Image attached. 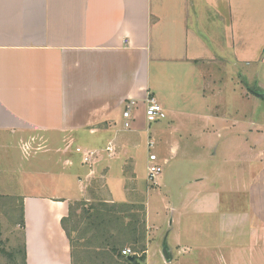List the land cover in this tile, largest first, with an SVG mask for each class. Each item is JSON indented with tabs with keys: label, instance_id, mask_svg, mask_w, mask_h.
<instances>
[{
	"label": "crops",
	"instance_id": "1",
	"mask_svg": "<svg viewBox=\"0 0 264 264\" xmlns=\"http://www.w3.org/2000/svg\"><path fill=\"white\" fill-rule=\"evenodd\" d=\"M255 90L264 92V0H0V147L6 176L20 178L26 264H71L62 220L88 201L85 178L135 175L149 143L166 176L156 189L176 187L178 199L156 191L160 204L146 203L144 264H193L200 249L225 253L223 264H264V101ZM148 95L166 113L150 125ZM36 139L50 148L25 160L20 149ZM109 143L113 162L92 171L74 152ZM104 203L123 202L107 189Z\"/></svg>",
	"mask_w": 264,
	"mask_h": 264
},
{
	"label": "rangeland",
	"instance_id": "2",
	"mask_svg": "<svg viewBox=\"0 0 264 264\" xmlns=\"http://www.w3.org/2000/svg\"><path fill=\"white\" fill-rule=\"evenodd\" d=\"M252 66L253 65H246L244 67V69H246V73H248L247 70ZM254 69H256V66H254ZM254 74L256 76V72ZM256 100H259V98H257ZM257 102H262V100H259ZM251 115L253 119H258L260 117V113L254 108ZM69 147L70 146H65L64 149L68 150ZM49 148V145L45 146V144L41 143L40 139H36L34 142L30 143L29 147L25 146V149L24 147L20 149V154L22 158L27 160L31 154L37 153L39 150L43 152L45 151V149ZM3 151V148L0 147V264H22L21 248L23 244V218L21 215L22 208L20 197H18L19 194L16 192L18 191L16 190V188L19 186L20 178H18V176L16 175L14 177L6 176L8 174L7 172L12 169H9L7 167L11 162L4 158ZM149 153L150 151L148 146L147 148L143 146L136 153L135 165L133 168H131V172L135 173V175L133 176L124 178L118 177L120 176L118 174L119 171L116 170V172L114 171L112 174L108 175L110 177H107V179L98 177L96 174L95 177H93L94 175L89 177L91 179H89V182L87 181L88 177L85 178L86 184H83V188L84 192H86V196L88 195V201H79L72 204L68 210L67 216L63 219L64 222L62 223V227L66 233V236L68 237L70 245L71 264H117L115 259H110L106 256V249L98 248V244H96L95 241L91 239L92 233L89 231V228L87 226V222L89 220L86 219V215H84L83 213V210L86 211L89 208L87 206L90 205L100 208V204H103L104 199L107 198V189L109 190L112 198H114L115 201L123 202L120 204L133 205L135 206V208H138L133 209L132 211H130V213L138 216V220L141 224L143 220H145V218L139 207L142 206L143 210H145V205L148 202L151 208H153V204L155 206H158L160 204V199L157 198L155 194L156 191L166 192V195L172 203H174L173 201H177L178 193L176 187L171 188V190L169 191H167L166 189H156L157 187L155 185L147 181L146 176ZM11 155L14 156L13 154ZM78 158L80 157L78 156ZM104 158L109 159L105 160V162H113V160L111 159L112 156L103 155L97 159L93 167L97 166L99 162H102ZM4 167L5 169H3ZM80 169L82 168L79 167V164L77 163H75L74 167L72 168L73 172L78 176L77 178L79 180H82L85 174L81 172ZM19 170L21 171L18 172L27 171L26 168H23V170L19 168ZM164 173L162 172L161 174L162 178L165 176ZM167 180H170L173 184L174 178L168 177ZM41 182H43V180ZM153 188L155 189V191L149 192L150 189ZM125 194L127 195V198ZM84 204L86 205V207ZM125 222H127V220H125ZM137 226L139 227V224ZM163 227L164 224L160 232L162 231ZM111 228V232L117 233V229L119 228V226L114 223ZM212 233L213 235L220 234L217 229L213 230ZM129 236L130 235H127V237ZM147 241L148 239L146 237L145 226L143 244L145 246V249L147 247ZM204 245L205 242H203L202 247H205ZM124 248H130L132 253H134L133 256H137L138 258L141 256V253L139 252L140 246L134 245L131 242H121L119 250H123ZM152 252L153 246L148 249V256L149 253L151 254ZM212 253L207 249H200L197 255L196 262L195 258H192L195 262L193 264H223L225 263V260L228 259V256L225 253L223 257H215V254ZM10 255H13V257H11ZM144 256L146 257V253H144ZM160 259L162 258L159 257V260ZM144 263L145 261L143 262V264ZM159 264H164L163 260L160 261Z\"/></svg>",
	"mask_w": 264,
	"mask_h": 264
},
{
	"label": "trees",
	"instance_id": "3",
	"mask_svg": "<svg viewBox=\"0 0 264 264\" xmlns=\"http://www.w3.org/2000/svg\"><path fill=\"white\" fill-rule=\"evenodd\" d=\"M87 207L89 208L86 211L83 210V213L86 215V219L89 220L87 222V226L89 231L92 233L91 239L95 241L96 244H98V248L106 249V256L110 259H115L117 264H143L145 261L144 253L146 251L145 246L143 245L145 220H143L141 224L138 220V216L130 213V211L133 209L138 208L127 204L107 203L100 204V208L94 207L92 205ZM139 209L142 211V214L145 218V210H143L142 206L139 207ZM125 220H127V222H125ZM63 222L64 220H62V223ZM114 223L119 226L117 233L111 232V227L114 225ZM138 224L139 227L137 226ZM127 235L130 236L127 237ZM121 242H131L134 245L140 246L139 252L141 253V256L139 258L134 256L133 261H129L128 259L122 257L121 250H119ZM10 256L13 257V255ZM21 256L22 264H26L24 243L22 244L21 248Z\"/></svg>",
	"mask_w": 264,
	"mask_h": 264
},
{
	"label": "built area",
	"instance_id": "4",
	"mask_svg": "<svg viewBox=\"0 0 264 264\" xmlns=\"http://www.w3.org/2000/svg\"><path fill=\"white\" fill-rule=\"evenodd\" d=\"M136 107V104L134 102H128L125 105V109L123 111V119L124 123L122 124V128L125 131H128L131 129V121L132 116L131 112L133 108ZM144 116L145 121L147 124H153L157 123L159 121H162L166 118V113L162 109V107L159 105V103L156 101V99L148 95L147 98L144 101ZM152 143L148 144L149 150L152 148ZM25 149V147H24ZM114 151V148L111 143H109L104 150H90V149H82L80 147H76L74 149L75 154H77L80 157L81 164L88 168L89 170L92 169L93 165L97 161V159L103 155L106 156H112ZM163 167L158 163L157 156L153 153H149L148 155V166H147V181L151 182L153 185L156 182V179L162 174ZM121 255L124 258H128L130 256H133L134 253H132L130 248H124L121 250Z\"/></svg>",
	"mask_w": 264,
	"mask_h": 264
},
{
	"label": "water",
	"instance_id": "5",
	"mask_svg": "<svg viewBox=\"0 0 264 264\" xmlns=\"http://www.w3.org/2000/svg\"><path fill=\"white\" fill-rule=\"evenodd\" d=\"M255 95H257L261 100L264 101V92H261L260 90H255L254 91ZM162 256L165 260V262H169L170 261V256L168 255V250L166 247H163L162 250ZM129 261H133L134 260V257L133 256H130L127 258Z\"/></svg>",
	"mask_w": 264,
	"mask_h": 264
}]
</instances>
